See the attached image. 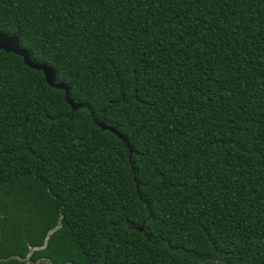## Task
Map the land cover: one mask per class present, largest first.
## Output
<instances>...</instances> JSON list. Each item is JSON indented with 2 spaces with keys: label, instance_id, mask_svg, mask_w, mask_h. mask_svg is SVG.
I'll use <instances>...</instances> for the list:
<instances>
[{
  "label": "trees",
  "instance_id": "16d2710c",
  "mask_svg": "<svg viewBox=\"0 0 264 264\" xmlns=\"http://www.w3.org/2000/svg\"><path fill=\"white\" fill-rule=\"evenodd\" d=\"M0 32L62 86L0 49V264H264V0H0Z\"/></svg>",
  "mask_w": 264,
  "mask_h": 264
},
{
  "label": "water",
  "instance_id": "95a60500",
  "mask_svg": "<svg viewBox=\"0 0 264 264\" xmlns=\"http://www.w3.org/2000/svg\"><path fill=\"white\" fill-rule=\"evenodd\" d=\"M0 49L7 53H14L24 59L25 64L35 70L43 71L46 81L49 85L56 88H62L56 83V71L53 67L46 64H38L32 60L30 52L21 47L20 37L18 34L9 36L8 34L0 32ZM77 109V107H74ZM106 127L105 125H102Z\"/></svg>",
  "mask_w": 264,
  "mask_h": 264
}]
</instances>
